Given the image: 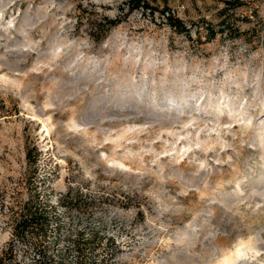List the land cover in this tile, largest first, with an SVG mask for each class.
I'll return each instance as SVG.
<instances>
[{
    "label": "rangeland",
    "instance_id": "1",
    "mask_svg": "<svg viewBox=\"0 0 264 264\" xmlns=\"http://www.w3.org/2000/svg\"><path fill=\"white\" fill-rule=\"evenodd\" d=\"M127 1L0 0V264H264V0Z\"/></svg>",
    "mask_w": 264,
    "mask_h": 264
},
{
    "label": "trees",
    "instance_id": "2",
    "mask_svg": "<svg viewBox=\"0 0 264 264\" xmlns=\"http://www.w3.org/2000/svg\"><path fill=\"white\" fill-rule=\"evenodd\" d=\"M243 4L241 0H225V6L222 9V14L225 17L222 18L219 29H214L213 27H208V39L215 38L219 32H228L230 28L228 23H226V13L231 7L240 6ZM152 8L147 0H128L127 9L128 11H133L136 8ZM172 26L178 32H186L188 28L183 24L179 17L174 15L169 16ZM117 19L104 18L93 28L94 34L98 33L103 26H114L118 24ZM101 36H96V39L100 40ZM39 147L36 144H28L26 149V158L29 164H35L39 155ZM53 216L50 214L49 205L41 199V193L38 191L37 187L34 189L30 188L26 199L22 201L19 208H17L11 216V225L13 229V238L27 241L33 239L36 242L37 247L42 253L43 258L48 257V251L45 248L44 242L48 233L51 231V226L53 223ZM13 239V240H14ZM112 238H109V240ZM77 240V251L80 259V264L87 263L89 256L95 257L96 244L100 240L97 234L89 235L85 237L83 232L78 234ZM89 248V251L87 249ZM89 254V255H88ZM111 256H113L111 254ZM2 261V260H1Z\"/></svg>",
    "mask_w": 264,
    "mask_h": 264
}]
</instances>
